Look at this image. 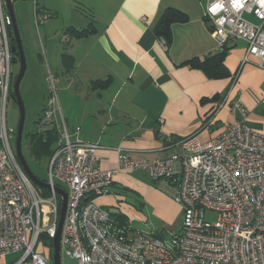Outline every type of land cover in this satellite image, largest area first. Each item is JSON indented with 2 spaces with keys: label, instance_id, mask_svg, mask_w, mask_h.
<instances>
[{
  "label": "built area",
  "instance_id": "built-area-1",
  "mask_svg": "<svg viewBox=\"0 0 264 264\" xmlns=\"http://www.w3.org/2000/svg\"><path fill=\"white\" fill-rule=\"evenodd\" d=\"M200 1L218 46L245 40L244 61L254 56L264 69V0ZM246 13L258 22L246 19ZM33 16L39 28L51 13L35 3ZM12 22L0 0V258L21 252L11 264H51L49 253L38 248V238L43 232L51 238L56 234L61 197L54 188L60 183L68 192L61 252L75 264H264V133L246 122L248 110L240 100L233 109L242 117L206 141L197 134L170 141L163 148L170 152L156 159L118 148V170L147 171L182 207L180 229L163 239L119 225L96 202L116 170H102V145L79 139L80 127L71 130L60 117L58 78L49 70L40 126L42 131L55 129L59 137L48 163L51 195L43 197L17 159L15 131L7 124ZM160 44L168 49L164 38ZM207 211L218 213L214 223L206 220Z\"/></svg>",
  "mask_w": 264,
  "mask_h": 264
},
{
  "label": "crops",
  "instance_id": "crops-1",
  "mask_svg": "<svg viewBox=\"0 0 264 264\" xmlns=\"http://www.w3.org/2000/svg\"><path fill=\"white\" fill-rule=\"evenodd\" d=\"M13 1L28 5L31 0ZM36 3L51 13L42 25L44 36L60 37L62 46L54 66L48 64L60 82L59 115L71 130L80 127L79 139L102 145L98 152L102 170H116L112 184L96 202L133 230L144 231L136 225L151 221L158 229L144 232L164 238L178 231L181 205L147 171L118 170V148L156 159L170 152L163 150L170 141L191 134L201 141L211 139L242 117L239 109H233L237 100L248 110L246 122L264 133V69L255 64L258 59L250 56L245 62L247 43L238 39L226 45V77L209 78L200 69L182 65L222 50L211 34V22L200 0ZM168 8L186 13L188 20L172 24V42L165 50L157 26ZM88 27L95 31L79 38L68 35L71 28ZM64 53L75 60L69 73L62 63ZM96 80L110 82L106 87H93ZM45 100L46 96L43 107ZM8 255L0 258V264L14 261Z\"/></svg>",
  "mask_w": 264,
  "mask_h": 264
},
{
  "label": "rangeland",
  "instance_id": "rangeland-1",
  "mask_svg": "<svg viewBox=\"0 0 264 264\" xmlns=\"http://www.w3.org/2000/svg\"><path fill=\"white\" fill-rule=\"evenodd\" d=\"M37 0H31L30 3L20 2L17 5L14 3L16 17H17V25L19 29V34L21 37L24 54L26 58V71L23 79L20 83V92L25 103L26 108V118L23 132V153L25 158L39 179L43 181L48 180V163L50 160L51 152L50 149H53L52 146L49 150H42L37 153H31L29 150L28 137L36 132H42L43 126H40V119L43 115L44 107L43 101L44 97L48 96V86L46 83V73L49 71L48 64L50 62V66H54V61L60 56L62 51V46L60 43V37H50L49 39L44 36L45 32L41 27L37 28L34 24V16H33V7ZM40 4V2H39ZM27 6L28 9H27ZM23 11L21 12V9ZM245 18L256 23L258 22L254 15L244 14ZM21 62L17 57L14 62H12V72H13V84L16 77L20 71ZM50 67V68H51ZM53 71L54 69L51 68ZM59 85L58 81V94H59ZM7 124L9 128H12L15 132H17L18 123H19V106L16 100L10 95V98L7 100ZM48 127V126H47ZM46 127V128H47ZM49 128V127H48ZM16 137V135H15ZM13 140L12 145L15 151V141ZM52 151V150H51ZM39 192L45 191L44 187L35 185ZM47 189V188H45ZM219 215L216 212L207 211L206 220L208 222L214 223L218 219ZM183 217L181 216L180 224L182 223ZM151 222V221H150ZM150 222L147 224L141 223L137 224L136 227L139 230H150L152 228L158 229L156 225H150ZM132 228V227H131ZM133 229V228H132ZM171 235H166V237H170ZM163 238V239H164ZM39 245L43 248V251L48 252L51 258L50 263L53 264V247L47 246L44 243V240L40 239ZM21 252H13L8 255V260H15L20 256ZM75 260L71 258L69 255L62 253V264H75Z\"/></svg>",
  "mask_w": 264,
  "mask_h": 264
},
{
  "label": "trees",
  "instance_id": "trees-1",
  "mask_svg": "<svg viewBox=\"0 0 264 264\" xmlns=\"http://www.w3.org/2000/svg\"><path fill=\"white\" fill-rule=\"evenodd\" d=\"M188 20V16L186 13L175 9V8H168L165 10V12L163 13L161 20L157 26V34L158 36H161L165 39L166 43H168V45L172 42V38H173V34H172V24L177 23V22H186ZM95 31L94 27H88L86 29H82V30H77L75 28H71L69 30V34L70 37L72 38H79V37H83L86 35H89L91 33H93ZM10 38H11V43L14 44L15 43V39H14V34H13V28L10 29ZM227 47L225 46L224 48H222V50L220 52H217L215 54H211L209 56H207L204 59H199V58H192L189 59L185 62L182 63V65H186L189 66L191 68H197L202 70L207 77L209 78H213V79H221L223 77H226L229 75V70L225 64V53L227 51L226 49ZM17 57L14 56L12 57V62H14V60ZM62 63L63 66L65 68V70L69 73L70 71L73 70L74 66H75V60L73 58V56H71L68 53H64L62 54ZM110 82V80H105V81H100V80H96L93 81L91 84L93 87H106L108 85V83ZM13 72H12V78H11V94H13ZM202 102H207L206 99H203ZM16 135V132H15ZM58 135L56 133L55 129H48L42 132H36L31 134L28 137V143H29V150L31 153H37L40 150V148H42V150H49L52 146L54 147L53 149H50L49 151L51 152L50 157L53 155V152L55 150V144L57 143L58 140ZM16 138V137H15ZM52 150V151H51ZM57 186L62 187L63 185H60V183H57ZM64 188V187H63ZM42 192H39L43 197H49L51 195L50 190L43 188ZM112 217L114 218L115 221H117L116 223H118L119 225H124L123 222L120 220L119 217L112 215ZM39 240L42 239L44 240L45 245L53 247V238H51L48 234H46L45 232L41 233L39 238ZM40 250H43L42 247H38Z\"/></svg>",
  "mask_w": 264,
  "mask_h": 264
},
{
  "label": "water",
  "instance_id": "water-1",
  "mask_svg": "<svg viewBox=\"0 0 264 264\" xmlns=\"http://www.w3.org/2000/svg\"><path fill=\"white\" fill-rule=\"evenodd\" d=\"M8 12L10 13L12 17V28H13V34L15 43L12 44L11 50L14 56L18 57L21 62L20 71L18 76L16 77L13 85V94L11 95L17 102L19 106V123L18 128L16 132V142H15V153L17 156L18 161L21 163V167L25 171V173L28 175L30 180L37 186H41L47 189H51V184L47 181H43L39 179L36 175H34V172L31 170L25 155L23 153V132H24V125H25V118H26V108L25 103L23 101L21 92H20V83L21 80L24 77L25 71H26V58L24 54V49L21 41V37L19 34V29L17 25V17L14 7V1L13 0H5ZM55 191L58 193V195L61 197L60 200V213H59V220H58V227L56 234L53 238V264H62V252H61V237H62V231H63V224L66 217V211H67V203H68V192L66 189L55 186Z\"/></svg>",
  "mask_w": 264,
  "mask_h": 264
}]
</instances>
